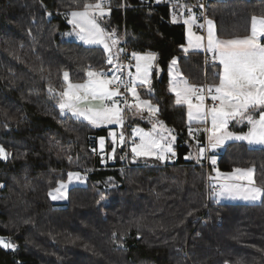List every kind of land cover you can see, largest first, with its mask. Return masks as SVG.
Instances as JSON below:
<instances>
[{
    "label": "trees",
    "instance_id": "obj_1",
    "mask_svg": "<svg viewBox=\"0 0 264 264\" xmlns=\"http://www.w3.org/2000/svg\"><path fill=\"white\" fill-rule=\"evenodd\" d=\"M104 1L105 27L127 33L120 47L156 54L152 92L139 91L174 129V158L141 162L130 155L126 166L118 146L116 162L103 163L101 155L113 147L109 129L61 115L48 90L63 91L65 71L83 82L88 66L107 69L101 46L64 35L70 27L64 12L96 0H0V145L11 153L0 160V238L16 245L0 247V264H264V198L207 201L204 159L191 157L205 132L193 127L189 135L186 107L167 88L174 58L194 85L217 82V69L205 68L202 51H183L185 26L173 22L169 5L147 12L140 6L145 0ZM207 14L219 37L244 36L251 18L264 16V0H210ZM102 137L104 153L96 151ZM216 160L222 171L253 167L257 184H264V146L234 141ZM71 170L84 183L56 204L48 193Z\"/></svg>",
    "mask_w": 264,
    "mask_h": 264
},
{
    "label": "snow or ice",
    "instance_id": "obj_2",
    "mask_svg": "<svg viewBox=\"0 0 264 264\" xmlns=\"http://www.w3.org/2000/svg\"><path fill=\"white\" fill-rule=\"evenodd\" d=\"M199 7L203 8V5ZM178 8L181 9L179 13L177 8L173 9V22H176L177 14H183V11L190 13L183 20L187 31V47L183 51L187 53L189 50H203L210 53L212 67L217 69L213 75L218 82L198 86L189 84L182 73L175 70V58L169 66L170 72H174L170 91L175 93L177 105L187 106L189 124L210 122V127L204 129L208 134V144L206 147H199V157L202 158L207 151L224 147L231 141H246L249 145L264 146V42L261 40L264 37V17H252L249 35L222 39L215 31L213 20L205 18L204 23H199L196 16L191 14L190 7L178 5ZM70 15L72 18L68 23L73 26L77 38L88 45L102 46L107 57L106 64L110 67L105 71L88 66L85 69L87 79L82 83L72 82L69 72H63V81L66 84L63 91L56 92L51 85L48 89L58 97L61 115L70 113L71 116L97 127L111 124L123 127L126 112L133 116L140 115L141 118H144L145 112L149 118L156 117L160 111L158 105L142 98L139 91L146 86L148 93L152 92L150 76L156 60L155 54L131 53L135 60L134 73L131 65L120 62V53L124 50L118 47L120 40L116 30L109 31L100 23L104 17L110 15V9L105 7L104 0L85 3L83 10L72 11ZM205 27L206 37L193 31L194 28L203 30ZM206 100H211L212 105L208 106ZM232 122L247 123V133L229 131V124ZM158 128L166 131L171 140L162 144V141L168 139L167 136L157 137L142 129L133 130L130 151L134 161L139 157H155L164 161L169 158L168 154L175 155L171 141L176 137L171 135V130L165 128L163 121L157 119L153 123V131ZM189 135H194L191 127ZM137 136L138 143L135 140ZM119 141L121 145L126 143L123 133L120 134ZM104 149L105 141L101 138L100 151L104 152ZM115 152L113 136L112 155L109 158H115ZM10 155L0 145V160H7ZM216 163V156L213 155L211 164L215 166ZM213 171L217 173V177H210V181L223 175V182L218 181L211 185L217 199L239 198L255 202L264 198V184H257L254 169H234L232 173L220 174L214 167ZM67 177L66 182L58 181L57 187L49 191L48 195L52 200L67 199L69 185L82 180L80 173L68 172ZM241 181L246 183H240ZM103 199L101 196V200ZM0 247L15 250L16 245L0 238Z\"/></svg>",
    "mask_w": 264,
    "mask_h": 264
},
{
    "label": "rangeland",
    "instance_id": "obj_3",
    "mask_svg": "<svg viewBox=\"0 0 264 264\" xmlns=\"http://www.w3.org/2000/svg\"><path fill=\"white\" fill-rule=\"evenodd\" d=\"M106 7V6H105ZM107 8V7H106ZM81 10H83V9H81ZM72 11H80V10H70V11H66V12H64V18H65V21L68 23V21L72 18L71 17V15H70V13L72 12ZM177 17V16H176ZM262 17H264V16H262ZM187 18V17H186ZM186 18H184V19H186ZM183 19V20H184ZM179 19L177 18L176 19V21H178ZM251 20H252V18H251ZM104 21L103 20H101L100 21V23H101V25L103 26V27H105V25H104V23H103ZM251 23H252V21H251ZM69 24V23H68ZM215 24V23H214ZM70 25V27H69V29L68 30H66V32L64 33V35L67 37V38H70L71 40H74V41H77V42H80V43H82V44H84V45H87V46H99V45H88V44H85L83 41H81L80 39H78L77 38V36L75 35V32H74V30H73V26L71 25V24H69ZM106 28V27H105ZM214 28H215V31H216V25H214ZM250 28H251V24H250ZM107 29V28H106ZM108 30V29H107ZM109 31H111V30H109ZM193 31H195L196 32V30H195V28L193 29ZM117 32V31H116ZM217 33V32H216ZM70 34V35H69ZM126 31L123 29V30H121L120 31V33L119 32H117V35H118V37H119V40H120V44H121V41L123 42L124 40H125V37H126ZM197 34H200V33H197ZM206 34H207V30H206ZM206 34H205V37H206ZM250 34V29H249V32H248V34H246V35H244V36H247V35H249ZM185 35H186V42H185V44L182 46V49L184 48V47H187V31H186V27H185ZM201 35V34H200ZM244 36H236V37H244ZM221 38V37H220ZM233 38V37H232ZM263 38V37H262ZM261 38V40L263 41V39ZM222 39H229V38H222ZM124 43V42H123ZM120 44L118 45V47L120 48ZM102 47V46H101ZM103 48V47H102ZM113 51L115 52L116 51V49L114 48L113 49ZM189 51H193V50H189ZM194 51H202V50H194ZM136 53H138V54H141V55H146V54H155L153 51H150V50H146V51H135ZM121 54V53H120ZM155 56H156V54H155ZM120 57H121V55H120ZM173 60V59H172ZM155 62H156V60L154 61V67H155ZM170 64H171V62L169 63V66H170ZM134 65H135V60H134ZM134 65H133V67L131 68V71L134 73L135 72V68H134ZM169 66H168V77H169V81H168V85H167V88H168V90H170V87H171V82H172V80H173V75H174V72H170V70H169ZM153 67V68H154ZM175 70H178L180 73H181V71H180V69H179V66H178V64L175 66ZM183 75V74H182ZM183 77H184V75H183ZM152 78V72H151V76H150V79ZM186 79V78H185ZM218 82V81H217ZM141 96H142V98H144V99H148V97H146V96H143L142 94H141ZM175 101H176V98H175ZM56 103H57V105H58V99H56ZM154 104V103H153ZM155 105V104H154ZM185 107H186V122H187V124L189 125V127H191V128H193V127H200V128H202L203 130L206 128V127H210V122L208 123V124H200V123H197V122H192L191 123V125L189 124V121H188V116H187V112H188V109H187V106L185 105ZM125 115H126V120H130L131 119V113L130 112H126L125 113ZM257 116H258V114H257ZM147 121H148V123H149V126L148 127H145V126H143V125H141V124H134V126H133V128H132V131L134 130V129H142L145 133H149V132H151L154 136H157V137H159V136H161V135H163V136H167V140H165V141H162V144H165V143H167L169 140H171V136H169L168 135V133L166 132V131H163V130H160L159 128L156 130V131H153V123H155V121L157 120V118L156 117H152V118H149L148 117V115L146 116V118H145ZM130 121H132V120H130ZM161 121V120H160ZM132 125H133V123H131ZM164 125H165V128L166 129H168V130H171V135H174L175 137H176V135H175V131H174V129L172 128V127H170V126H168L167 124H165L164 123ZM91 126V125H90ZM92 127H97V126H92ZM98 127H107L108 129H109V135H108V137H109V139L111 140V142H112V144H113V136H115V143H116V147H118V145L120 144V141H119V138H118V135L119 134H121V133H123L124 134V130H125V128H124V125H123V127H121V126H119V125H116V124H111V125H100V126H98ZM248 128H249V125H247V123H236V122H232V123H230L229 124V131H231V132H234V133H237V134H242V133H247V131H248ZM205 132V131H204ZM130 133H131V128H130ZM205 135H206V140H205V143L204 144H199V142L198 143H194V144H192L191 145V157H193V159H195L196 161H198V162H201L202 161V159H204L203 161H204V163H205V159L207 158V156H208V160H209V167H206L205 165H204V168H205V172H206V185H207V179H210V177H217V173L215 172V171H213V168L215 167L216 169H218L216 166H213L212 167V164H211V157L213 156V155H215L216 157H217V155L219 154V153H221L223 150H224V148L229 144V143H231V142H234V141H231V142H228V144L226 145V146H224V147H221V148H219V149H216V150H209V151H207L206 153H205V155H204V157H199V147L201 146V145H203V146H207V144H208V140H207V133L205 132ZM131 137L133 138V136H132V133H131ZM103 139H104V141L106 142V138H104V137H102ZM100 139L101 138H99V140H98V147H97V152H101L100 151ZM135 139H136V142L138 143L139 142V136H137V137H135ZM175 141V140H174ZM174 141H171V143H172V147H173V144H174ZM238 142H245L248 146H250V147H263V146H260V145H249L246 141H238ZM102 153H104V152H102ZM112 155V150H111V152L109 153V155L108 156H111ZM130 155H131V157L133 158V156H132V153H131V151H130ZM169 155V158L168 159H166V160H164V161H160V160H157V159H155V157H139V158H137L136 160H140L141 162H147V161H154V162H158V163H167L168 161H172V159L174 158V156H172L171 154H168ZM103 163H105V164H108V161H107V159L106 160H103ZM202 163V162H201ZM234 169H249V168H239V167H235V168H233L232 170H230V171H222V170H220V169H218L219 170V173L220 174H228V173H232L233 172V170ZM251 169H254L253 167H251ZM69 172H73V173H80L79 171H74V170H71V171H69ZM68 173V172H67ZM80 176L82 177V180L81 181H77V182H74V183H72V184H70L69 185V188L72 186V185H74V184H77V183H84V178H83V175H82V173H80ZM67 179H68V177L66 176V178L65 179H62L63 181H67ZM61 181V180H60ZM223 182V175H221L220 177H218L217 178V180H212V182ZM240 183H246V181H241ZM55 187H57V185L55 186ZM54 187V188H55ZM53 188V189H54ZM69 190V189H68ZM51 198V197H50ZM206 198H207V201H209V200H213V201H215V202H217V203H258V202H260V200H258V201H255V202H253V201H247V200H243V199H229V198H220V199H217L214 195H213V192H211V193H208V191H207V193H206ZM52 200V199H51ZM54 203H56V204H61V203H63L64 201H66V199H57V200H52ZM219 220H220V218H219Z\"/></svg>",
    "mask_w": 264,
    "mask_h": 264
},
{
    "label": "built area",
    "instance_id": "obj_4",
    "mask_svg": "<svg viewBox=\"0 0 264 264\" xmlns=\"http://www.w3.org/2000/svg\"><path fill=\"white\" fill-rule=\"evenodd\" d=\"M210 0H194L192 2H186V1H180V0H145L140 6L147 12L154 10L156 7L158 6H162V5H169L170 7L177 8V11L180 12L181 9L178 8L179 6H187L190 7L192 9L191 14H194L198 20L199 23H204L205 18L208 19V14H207V6ZM105 2V1H104ZM199 5H203V8L199 7ZM183 14L185 15H189L190 13H188L187 11H183ZM197 33H200L201 35L206 34V27L205 29L201 30L199 28H195ZM123 52L121 53V57H120V62L125 64V65H131L133 67L134 65V59H132L131 57V53L135 52V50L133 48H131L130 46L124 45L123 46ZM203 54V64L206 68L207 65L211 64V54L210 53H206L205 51H202ZM110 66L107 65V69H105V71L108 70ZM125 79H127V70L125 71ZM209 83L207 81H204V83L202 85L206 86ZM117 87H119V85H116ZM129 99L131 100V97L129 96ZM206 104L208 106L212 105V101L211 100H206ZM132 127V124L130 123L129 120L125 119L124 122V137H125V141L126 143L124 145L119 144V147H123V152L121 157H124L123 159H121L124 163V165L128 166L129 165V157H130V148H131V144H132V137H131V133H130V128ZM120 134L118 135L119 138ZM136 140V139H135ZM103 157V159H102ZM110 156H105V155H101V159L102 160H106L110 163H115L116 162V158H109ZM204 165L206 167H209V160H208V156L205 159V163ZM212 184H216V182H212V180L210 181V179H207V191L208 193L213 192V189L211 187Z\"/></svg>",
    "mask_w": 264,
    "mask_h": 264
},
{
    "label": "crops",
    "instance_id": "obj_5",
    "mask_svg": "<svg viewBox=\"0 0 264 264\" xmlns=\"http://www.w3.org/2000/svg\"><path fill=\"white\" fill-rule=\"evenodd\" d=\"M187 16L186 15H180V14H177V17H176V19L178 18L179 20H178V22H182L183 23V19L184 18H186ZM255 17H257V18H260V17H262V16H255ZM212 20V19H211ZM252 21V20H251ZM213 22L215 23V21L213 20ZM184 24V23H183ZM214 25H216V24H214ZM185 26V25H184ZM186 27V26H185ZM263 39V41L262 42H264V37L262 38ZM121 48V47H120ZM203 51V50H202ZM155 53V52H154ZM121 55V54H120ZM183 76V75H182ZM184 79H185V77H183ZM86 79H87V77H86ZM85 79V80H86ZM169 79V78H168ZM187 81H188V83L189 84H192V85H194L193 83H191L188 79H186ZM84 82V81H83ZM74 83H82V82H74ZM66 87V86H65ZM145 88H147L146 86H145ZM147 90V89H146ZM172 92V91H171ZM173 94H174V96H175V93L174 92H172ZM175 98H176V96H175ZM68 114H70V113H68ZM71 115V114H70ZM148 114H147V112H145L144 114H143V116H144V118H141V116L140 115H135V116H133L132 114H131V119L130 120H132V121H130V123H133V125H132V127H131V133L133 134V131H132V128H133V126H134V124H141V125H143V126H145V127H148L149 126V123H148V121L145 119L146 118V116H147ZM156 118H157V116H156ZM158 119V118H157ZM196 130H199V131H201V130H203L202 128H200V127H197L196 128ZM205 139H206V137H205Z\"/></svg>",
    "mask_w": 264,
    "mask_h": 264
}]
</instances>
